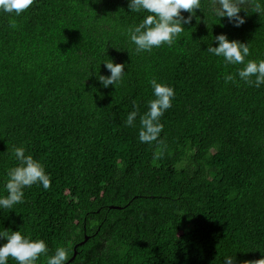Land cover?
I'll return each instance as SVG.
<instances>
[{
  "label": "trees",
  "instance_id": "16d2710c",
  "mask_svg": "<svg viewBox=\"0 0 264 264\" xmlns=\"http://www.w3.org/2000/svg\"><path fill=\"white\" fill-rule=\"evenodd\" d=\"M201 5L205 14L197 9L171 46L140 54L126 30L145 13L130 12L128 0H34L19 17L0 14V193L14 145L51 177L48 189L25 188L21 203L0 210V231L42 238L49 255L75 251L67 264L264 256V85L226 82L241 65L207 52L226 33L248 44L246 59L264 58V14L250 5L234 27L207 11L209 0ZM110 59L125 72L103 88L95 71L109 75ZM152 78L175 91L160 118L159 157L161 145L138 132Z\"/></svg>",
  "mask_w": 264,
  "mask_h": 264
},
{
  "label": "clouds",
  "instance_id": "9594fccd",
  "mask_svg": "<svg viewBox=\"0 0 264 264\" xmlns=\"http://www.w3.org/2000/svg\"><path fill=\"white\" fill-rule=\"evenodd\" d=\"M33 3L34 0H0V14H14L19 17ZM250 5L255 13L264 14V2L252 4V0H209L207 11L219 19L226 17L234 27H240L246 22L245 15L240 14L241 10H245L247 14ZM128 8L130 12L145 13L138 23L126 30L128 40L138 54L150 53L154 48L164 44L171 46L181 37L185 25L190 24L192 18L196 16L197 9L205 14L201 0H128ZM184 12L189 15H183ZM11 26L15 27L14 24ZM213 41L216 42V46H213V43L209 44L208 53L223 58L226 65H241L234 73L225 75L226 82L239 80L256 88L264 85V58L246 59L251 55L247 43L229 39L226 33L215 35ZM103 64L110 74L104 75L100 71L98 73L95 71L97 81L103 88L116 86L123 78L125 65L114 62L113 59L104 61ZM149 82L154 98L146 101L147 111L142 115H139L138 109L131 111L125 123L134 126L139 115V140L141 143L149 144L155 141L161 145V150L156 153L159 157L163 154V141L159 139L163 130L160 118L172 107L175 91L172 86L156 78ZM12 154L17 163L6 171L4 193H0L2 211L12 210L16 204L22 202L25 188L41 185L48 189L51 186V177L44 164L28 153L24 146L14 145ZM8 229L0 231V241H3L0 242V264H8L9 257L15 260L16 264H38L42 255L46 259V264H67L69 261L70 257L65 247L58 246L54 253L49 255L48 244L44 239L24 234L20 228L10 231ZM223 264H235V256H225ZM244 264H264V256L258 260L245 261Z\"/></svg>",
  "mask_w": 264,
  "mask_h": 264
},
{
  "label": "water",
  "instance_id": "95a60500",
  "mask_svg": "<svg viewBox=\"0 0 264 264\" xmlns=\"http://www.w3.org/2000/svg\"><path fill=\"white\" fill-rule=\"evenodd\" d=\"M75 253H76V252L74 251V254H73L72 258L75 256ZM72 258H71V259H72ZM71 259H70V260H71Z\"/></svg>",
  "mask_w": 264,
  "mask_h": 264
}]
</instances>
